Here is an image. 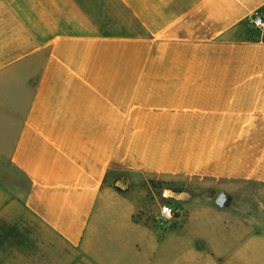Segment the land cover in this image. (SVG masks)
Segmentation results:
<instances>
[{"label": "crops", "instance_id": "0c3cea01", "mask_svg": "<svg viewBox=\"0 0 264 264\" xmlns=\"http://www.w3.org/2000/svg\"><path fill=\"white\" fill-rule=\"evenodd\" d=\"M255 16L264 0H0V264H264V189L255 218L198 200L161 230L132 189L264 186Z\"/></svg>", "mask_w": 264, "mask_h": 264}, {"label": "rangeland", "instance_id": "374dc122", "mask_svg": "<svg viewBox=\"0 0 264 264\" xmlns=\"http://www.w3.org/2000/svg\"><path fill=\"white\" fill-rule=\"evenodd\" d=\"M263 19V18H262ZM252 22V21H251ZM253 33L256 36L264 38V27L258 28L252 23ZM150 188L143 185L142 182L132 185L133 190L147 191L152 189L153 194H149V212L153 215L157 213L159 206L163 203H169L171 206L179 209L183 206L182 203L191 205L193 202L203 200L205 202L216 203L221 208L216 209V213L222 212L226 216L236 214L238 218H246L253 216L255 218L258 209H260L259 189H264V186L244 187L239 184H217L213 185L209 181H196L183 177L155 176L149 179ZM223 189H233L230 192ZM257 192H254V190ZM183 193V194H181ZM218 196H221V201L216 202ZM155 199V200H154ZM259 200V201H258ZM155 213V215H156ZM167 223V222H166ZM166 223L162 226H156L157 229H165ZM170 222H168L169 224Z\"/></svg>", "mask_w": 264, "mask_h": 264}, {"label": "built area", "instance_id": "2783aa9c", "mask_svg": "<svg viewBox=\"0 0 264 264\" xmlns=\"http://www.w3.org/2000/svg\"><path fill=\"white\" fill-rule=\"evenodd\" d=\"M252 23L258 27H264V20L260 16H255L251 20ZM178 209L171 206L169 203H163L159 206L156 215L154 216V222L156 226H162L167 221L174 219L178 214Z\"/></svg>", "mask_w": 264, "mask_h": 264}, {"label": "water", "instance_id": "95a60500", "mask_svg": "<svg viewBox=\"0 0 264 264\" xmlns=\"http://www.w3.org/2000/svg\"><path fill=\"white\" fill-rule=\"evenodd\" d=\"M221 196H218L217 199H216V202L219 203L221 201Z\"/></svg>", "mask_w": 264, "mask_h": 264}]
</instances>
